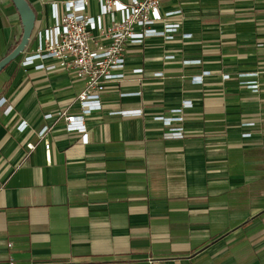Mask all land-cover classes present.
<instances>
[{
	"label": "crops",
	"instance_id": "obj_1",
	"mask_svg": "<svg viewBox=\"0 0 264 264\" xmlns=\"http://www.w3.org/2000/svg\"><path fill=\"white\" fill-rule=\"evenodd\" d=\"M26 1L31 36L0 70V264H264V0H162L179 30L125 46L86 143L57 114L80 113L83 82L22 65L52 22L49 0ZM22 32L0 0V60Z\"/></svg>",
	"mask_w": 264,
	"mask_h": 264
},
{
	"label": "built area",
	"instance_id": "obj_2",
	"mask_svg": "<svg viewBox=\"0 0 264 264\" xmlns=\"http://www.w3.org/2000/svg\"><path fill=\"white\" fill-rule=\"evenodd\" d=\"M49 2L52 22L35 32V49L24 57L22 65L46 71H64L83 82V88L76 96L80 113L68 114L61 110L57 114L64 118L67 131L79 133L81 141L86 143L85 116L102 108L100 97L108 83L121 81L126 76L125 46L143 44L145 39L153 37L173 39L180 28V21L172 18L180 16L181 10L162 11V0H96V13L93 14L89 0H62L60 5L56 0ZM183 37L187 38L189 34ZM133 72L141 73L142 69L136 68ZM154 75L161 77L162 73ZM200 78L195 76L193 79L200 81ZM223 78L227 79L228 75ZM246 85L252 91H258L259 85L255 81ZM188 103L185 100L183 105ZM180 111L174 109L173 113ZM116 113L124 114L126 111L111 114ZM182 120V116L165 118L163 123L169 131L164 136L183 137L182 127H172L174 121ZM248 124L253 125L252 122ZM26 125V122H21L18 129L23 131ZM48 130L45 125L38 131L46 149L50 146V141L44 138ZM249 135L244 133V136ZM33 147V144H27V148Z\"/></svg>",
	"mask_w": 264,
	"mask_h": 264
},
{
	"label": "water",
	"instance_id": "obj_3",
	"mask_svg": "<svg viewBox=\"0 0 264 264\" xmlns=\"http://www.w3.org/2000/svg\"><path fill=\"white\" fill-rule=\"evenodd\" d=\"M15 7L19 10L23 18V32L19 43L16 47L2 60H0V70L11 60L23 52L28 39L31 36L35 22V14L26 0H12Z\"/></svg>",
	"mask_w": 264,
	"mask_h": 264
}]
</instances>
